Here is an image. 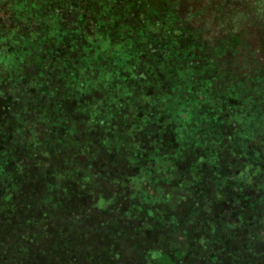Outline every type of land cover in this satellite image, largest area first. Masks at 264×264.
<instances>
[{
    "label": "trees",
    "instance_id": "trees-1",
    "mask_svg": "<svg viewBox=\"0 0 264 264\" xmlns=\"http://www.w3.org/2000/svg\"><path fill=\"white\" fill-rule=\"evenodd\" d=\"M93 1L99 6L105 1L102 8L105 11L120 0ZM137 3L141 11L122 14L124 7H121L120 16L114 23L110 22L107 13L102 18L95 13L90 14L89 24L81 28L75 18L78 10L80 16H85L83 0H0V9H8L12 19L8 24L0 22V185L11 188L14 196L21 198L24 181L16 175L22 172L30 153L39 151L38 146L58 149V145L49 142L50 138H55L57 144L62 143L60 149L63 154L68 155L82 144L84 137L90 142V146L87 144L85 147V154L92 156L99 148L105 150V156H111L107 158L111 161L96 168L100 178L90 175L93 168L89 169L85 164L84 169L89 171L81 172L84 173L81 177L85 183L103 185L104 182L99 180H110L111 174L116 171L115 155L120 148L118 140L112 147L105 144V125L109 116L98 115L94 119V127H85V134L75 130L67 135L71 128L68 114H62L57 109L61 102L59 94L73 84L78 86L81 96L89 93L90 99L99 108L106 102L114 106L116 102L120 105L118 92L121 91V96L126 97L133 94L131 90L142 85L149 95L153 91L155 94L157 85L167 77L168 89L172 84L177 89L174 94H164L173 102V108L150 117L148 128L151 130L142 133V169L159 170L163 174V177L157 178L150 173L143 183L144 190L138 196L137 204H141L135 207L141 214L149 216L148 221L152 226L142 227L141 223L125 218V226L118 229L113 226L104 232L96 230L104 237L88 240L84 235L90 228L80 225L78 230L67 231L69 243L59 244L63 248L55 249L60 254L56 260L61 264H130L135 258V249L143 244V251L140 250L137 259L140 262L142 256V264H152L145 255L154 247L160 248L158 240L172 231L177 240L185 241L189 246L187 253L174 257L171 264H264V232L255 228L253 234L257 222L264 221V204L253 203L252 200L257 194L264 195V64H260L255 55L260 48L257 51L248 47L243 40L236 45L234 42H240V35L234 33L207 43L197 30L180 22L178 3L173 0H138ZM65 14L74 17L73 21L67 23L63 17ZM246 47L250 53L240 56L241 60L234 59ZM89 48L96 51L83 59L82 54ZM222 48H226L225 54L219 51ZM83 64L91 68V73L85 78L77 73L82 70L80 66ZM129 64L142 65V74H128L126 67ZM3 70L7 76L2 75ZM122 78L127 79L124 88L112 84ZM58 80L64 81L66 87L55 88L53 85ZM204 84H207V88H204ZM89 85H93V89ZM69 103H66L67 106ZM126 103H130L129 99L123 106ZM193 103L208 104L196 113L191 122L192 125L196 124L195 129L200 133H195V138L193 135L187 139L176 138L174 132L177 124L189 123L192 119L195 110ZM122 112L121 109L118 115ZM49 115H54L55 124L51 131L45 132L34 121L43 122ZM118 115L116 118L120 117ZM230 119H233V134L228 133L223 138L225 151L220 154L230 164L221 167L220 176L213 183H227L230 188L238 184L237 176L244 168L248 176L254 174L256 178L249 179L248 182H253L242 190H231L228 200L222 204V208L225 205V214L215 218L213 208L207 202L215 199L216 195L210 188L202 186L206 181L205 166L201 164L187 174L184 165L186 159L181 154H187V148L200 144L199 135L213 132L222 136ZM154 128L159 132L161 147L151 143ZM119 137L122 139L124 134ZM235 140L238 144L233 145ZM20 142L30 149L23 151L18 148ZM99 143L101 145L98 147ZM239 146L240 149H237ZM173 151L176 152L175 156H172ZM140 155L135 158L138 159ZM64 165L54 160L51 164L43 163L41 169L36 171L33 188H54L53 196L42 206H34L30 212L36 214L38 210L42 216L44 234L55 235L60 230L58 240L59 235L66 234L65 227L61 225L62 214H74L76 218L83 215V218L89 219L96 215L90 208L91 203V206L94 205L93 195L79 188L80 183L73 180L74 177L67 179V167ZM243 183H247V179L240 184ZM251 188L258 189V193ZM172 190H178V200L172 202V205L175 203L173 207L171 197L165 196L167 191ZM183 191L189 192V196L180 195ZM145 196L151 202L146 203ZM154 198L163 199L162 204L157 205ZM30 199L31 196H26L16 203L5 197V208L1 206L3 201L0 197V264H26L27 260L20 252L30 258L35 253H28V248L22 246V237H27L26 233L31 232L26 229L20 236L14 234L11 237L12 234L7 231L13 218L7 216L6 210L9 207L12 211L19 208L18 215L28 217V205L35 203ZM101 204L103 213L109 210L105 202ZM205 206L206 215L203 213ZM154 208L158 211L154 212ZM52 215L60 224L47 223ZM156 215V222H153L151 217ZM170 216H174L173 223L164 233ZM37 218L33 217L35 220ZM89 219L86 218V221ZM202 220H205L204 224H201ZM243 222L248 225V232H236V226H241ZM105 223L102 222L104 225L101 226H105ZM157 231L162 233L156 236L154 233ZM28 240L32 248L33 241ZM130 251L131 255L127 254ZM162 252L159 250L158 254ZM157 264H160L159 259Z\"/></svg>",
    "mask_w": 264,
    "mask_h": 264
},
{
    "label": "rangeland",
    "instance_id": "rangeland-1",
    "mask_svg": "<svg viewBox=\"0 0 264 264\" xmlns=\"http://www.w3.org/2000/svg\"><path fill=\"white\" fill-rule=\"evenodd\" d=\"M137 1L138 0H120L117 4L112 5L111 8H107V10L104 11L102 8L105 5V1H102L101 5L99 6V4L95 3L93 0H83V3L85 4L82 8V11L85 16H80V12L78 10V15L76 16L75 21H77L78 26L82 28L85 25L89 24L90 14L95 13L97 17L102 18L107 13L110 22L114 23L117 19V16H120L119 11L121 10V7H124V11L122 12V14L126 11L130 12V14H133L137 10L141 11V9H139ZM173 1L178 3V16L180 22L183 25H188L193 30H197L200 33V37L203 38L204 41L210 44L216 41L218 38L226 36L228 34H238L240 35V42L234 43H236L237 45L241 43V40H243V43L246 44V46L248 47L250 46L256 49L257 51L260 48V51L255 53V55L257 59L261 61L260 64H264V55L262 54L264 53V49H262L264 48V0ZM106 6H108V3L106 4ZM5 9H0V22L2 24H8L12 22V19L10 18V13L8 12L9 10ZM162 11L166 15L165 10L163 9ZM63 17L67 23L73 21L74 19V17L69 14H65ZM136 27L138 28L137 24ZM139 27L140 29H142V25H140ZM14 31L16 32V30ZM5 42L6 40L3 41L2 44L4 45ZM95 51L96 50L89 48L84 54H82L83 59L84 57H88L92 52ZM219 51L225 54L226 48H222ZM248 52L249 50L246 47L240 50L238 53L236 52L237 56L234 59L241 60L240 56L248 55L250 53ZM130 62L131 61H129L128 63ZM131 64L126 67V72H128V74H142V65L131 66ZM80 67L82 68V70L77 72L79 73V76H83V78H85L86 75L91 73V68L88 69L85 64L81 65ZM57 69L59 70V66H57ZM144 72H146V70ZM2 75L7 76L8 74L5 70H3ZM68 78L71 79L70 76ZM99 81H101V78ZM167 81L168 79L167 77H165V79L160 82V84L156 82V85L158 84L156 87L157 92L154 94L153 91L151 95H149L144 90V86L142 85L139 88H134L133 90H131L133 94L128 95L126 97H122L121 95L123 94L120 91L117 93L120 99V105L116 102L117 105L112 106L111 102H106L102 104L103 106L101 108L98 107L97 103H94L90 99L91 95L89 93H85L84 97L81 96V93L78 92L77 85L69 84V86L59 94L58 99L59 102H61L58 104L57 109L63 112L62 114H64L65 112L68 114V124L71 128L67 131V135L71 134V131L75 130H79L81 133L85 134V127H94V119H97L98 115L109 116L108 121L105 125V134L107 139L105 141V144H109V147H112V144L114 145V143L118 140L117 145H120V148L115 155L116 159L114 168L116 169V171L111 174L112 177H109L110 180L108 179V181L98 179L100 182H104L103 185L99 183L100 186L96 184H88L83 181L81 174L84 173H81L82 171H86L87 173L89 169L93 168L90 172V175H95L97 178H100L98 176L99 173H97L99 171H97L96 168L105 164L106 161H111V159L107 160V158H110L111 156L104 155L106 154L104 149L97 148L96 153H94V155L92 156L85 154L87 152L85 148L86 145L88 144V146H90V142L88 139H86V137H84V141L81 142L82 144H80L78 148L76 147V150H74V152H70L68 155L63 154V151H61L60 149V147L62 148L63 145L62 143L57 144L55 138H50L49 142L51 144L58 145V149H52L51 147L50 149H48L38 146L39 151L29 154L27 160H25L23 164V166L25 167L22 169V172H18L16 175L21 181H24V189L21 195L22 197L16 198L11 192V188H4L5 186L0 185V197L1 201H3L1 206H4L6 208L7 200L13 202L16 201V203H19L20 200L26 196H28V198L31 196L30 200L35 202L34 204L29 203V211H27L26 213L30 214L31 210L34 209V206H42L45 201H48V198L53 196L52 190L54 188H33V183L35 182L34 177L36 175L35 173L37 170L39 171L41 169L43 163L51 164V162L57 160L58 162H61L62 164L66 165V173L68 175V180L74 177L73 180H76V182L80 183L79 188H82L85 193H91L93 195L94 199L92 200L94 202V205L91 206V203L90 208L91 210H93L92 213H96V215H94V217L91 219L86 217L87 219H89L86 221V218H83V215L76 218L74 214H62L61 225L65 227L64 230L66 231V234L62 233L63 235H59L60 240H58V234L60 233V230H58L55 235L44 234L43 229L45 228V225L43 224L42 216L38 213V210L36 211V214L31 213L28 217H20L18 215L19 208L12 211V208L9 207V209L6 210L7 216L12 217L13 219L9 221L11 227H8L7 231L10 232V235L12 234L11 237L14 234L20 236L25 232L26 229L28 230V232H31L26 233L28 234L27 237H22V241L24 242V245L22 246L28 248V253L35 251L31 258L26 256V253L20 252V254L23 255L22 257L25 256V259L28 261L25 262L26 264H53L54 262L55 264H61L60 261L56 260V256H58L59 259L60 254L57 253L55 249L63 248L62 246H59V244L65 245L69 243V236H67V231L78 230L80 229V225L83 227L90 228V231L85 232L84 235L85 238L88 240H90L91 238H93L94 240H99L100 238L104 237V235L100 233L98 234L96 230L104 232L107 231V229H111V227L113 226H116L117 229L121 228V226H125V218H127V220L135 221L137 224L141 223L140 225L142 227H147L148 225L152 226L151 222L148 221L149 216L146 214H141L135 207L141 204H137L138 196L140 192L144 190L142 189L143 183L146 179H148L150 173L157 178L163 177V174L160 173L159 170L153 172L145 171V169H142V133L143 131L150 129L148 128V124L151 122L150 117H156L157 115L161 114L165 109L169 111V109L173 108V102L166 98L164 94L167 92L174 94V92H177V89L173 84L171 85V88L168 89ZM126 83L127 79L122 78L119 81H113L112 84H118L120 88H124V85ZM53 86L57 89H60L66 87V83L62 80H58ZM89 86L91 89H93L94 87L93 85ZM204 88H207V84H204ZM212 91L213 90H211L210 92ZM4 96H6V94H4ZM128 99L130 103H126L127 105L123 106V103L125 105V102ZM69 101L71 103H69L70 105L67 106L66 103H68ZM193 106L195 110L194 112H192V119L190 120V122H180L177 124V129H175L174 132L176 138L187 139L190 135H193L195 138L196 134L200 133V131L195 129L196 124L192 125L191 122L194 120L196 113L202 107L208 106V104L205 105L202 103H193ZM121 109L123 110V112L121 115H118V112ZM117 115L120 117L116 118ZM169 118L172 119L171 115ZM54 120V115H49L43 122H38L37 120H35L34 122L43 130H46L45 132H49L52 130L51 128L53 123L55 122ZM232 120L233 119L229 120V123L226 125L227 128L225 129L226 133L223 132L224 134L222 136L213 132L207 135H199L198 139L200 141V144L198 146L187 148V154H181V157L186 159L184 165L187 167V174H191L192 170L196 167H199L201 164L205 166V170L207 172L205 176L206 181L204 182V184H202V186L205 188H210V191L215 193L216 195L215 199H212L210 202H207L210 203V206L213 208L215 218H219L220 216L225 214V205L222 208V204L225 203L226 200H228V194L231 193V190H242L243 188L249 186L248 183H250L251 185V183L253 182H248L249 179L251 180L256 178L254 174L248 176V172L244 168V171H242L237 176V178H239L238 184H234L230 188L229 184L227 183H220L219 185L214 184L215 178L220 176L221 167L226 164H230L227 163L226 160H223L220 157V154L225 151V147L223 145V138H225L228 133L233 134ZM168 123L169 121L166 123V125H168ZM153 132L154 136L151 137V143L157 147H161L162 143L159 142L158 139L159 132L156 130V128L153 129ZM121 134H124V137L122 139L120 137L118 138V136H120ZM124 139H126L125 142L123 141ZM234 144H238L236 140L233 145ZM100 145L101 143L97 144L98 147ZM102 145H104V141ZM17 147L21 148L23 151L30 149L29 146H25L21 142L18 144ZM237 149H240V146L237 147ZM93 152L95 151L93 150ZM240 152L241 150H239V154H241ZM138 154L141 155L138 159H136L135 157ZM175 155L176 152L173 151L172 156ZM84 164L90 168L85 170ZM71 167L73 168L69 170ZM246 179L247 183L240 184L241 181ZM254 192L258 193V189L255 188ZM32 193L33 195H31ZM180 195H185L187 197L189 196V192L183 191ZM165 196L171 197V206L173 207L178 200V190L167 191L165 193ZM255 196L256 197L252 199L253 203L257 202L264 204V195L257 194ZM5 197L7 198V200L4 202L3 198ZM162 200L163 199L159 200L158 198L153 199V201L157 205H161ZM206 200H208V197L206 198ZM145 201L146 203H149L151 202V199L145 196ZM174 201L175 203L172 205V202ZM103 202H105V206L109 209L105 213H103L100 209L102 205L101 203ZM206 210L207 206L203 208L204 214V211ZM157 211V208H154V212ZM220 212H222V214H220ZM37 216V220L33 219V217L36 218ZM157 216L158 215L151 217L152 220L154 219L153 222H156L155 218ZM169 219L170 222L169 224L167 223L168 227L163 230L164 233L169 230L170 225L173 223L174 216H170ZM55 220V215H52L48 218L47 223L49 222L53 225L60 224ZM142 221H144L143 225ZM102 222H106L105 226H101ZM204 223L205 220H202L201 224ZM260 223H262V226H260ZM260 227H264L263 220H259L257 222V227H254L253 234H255L256 232L255 228L264 232V229H261ZM240 229H242L243 231H241ZM236 232L247 233L248 225L246 226L244 222L241 224V226L237 225ZM160 233L162 232L157 231L154 233V235L157 236ZM28 238L33 241V249L29 245ZM158 243L160 244V248L158 247L156 249V247H154L150 251V253L145 255V258H148V261L151 259L152 264H157V259H159L160 264H171L172 260H174L175 258L181 255H185L187 253L186 249L189 246L188 244H185V241L177 240L176 236H174L172 231L166 234L165 237L162 238V240H158ZM138 248L139 249H135L133 254L135 258L129 262L130 264H142V256L140 262L137 259V256L138 254H140L141 249L143 251V244H140ZM159 250H163V252L158 254ZM127 254L131 255V251ZM32 259H34L35 261H33ZM116 259H114L115 263ZM123 259L126 261H128V259L130 260V258ZM20 263L22 264L23 262H19L18 264Z\"/></svg>",
    "mask_w": 264,
    "mask_h": 264
}]
</instances>
